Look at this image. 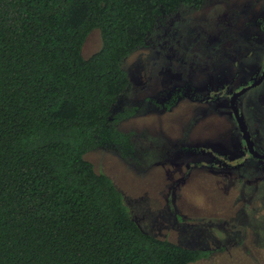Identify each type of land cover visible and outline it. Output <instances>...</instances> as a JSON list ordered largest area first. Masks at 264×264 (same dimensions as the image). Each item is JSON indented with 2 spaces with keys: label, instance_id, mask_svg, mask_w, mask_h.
I'll use <instances>...</instances> for the list:
<instances>
[{
  "label": "trees",
  "instance_id": "1",
  "mask_svg": "<svg viewBox=\"0 0 264 264\" xmlns=\"http://www.w3.org/2000/svg\"><path fill=\"white\" fill-rule=\"evenodd\" d=\"M184 2L203 0H0V264H192L209 254L144 232L85 158L138 108L115 109L131 87L123 60ZM93 28L102 45L83 58Z\"/></svg>",
  "mask_w": 264,
  "mask_h": 264
},
{
  "label": "rangeland",
  "instance_id": "2",
  "mask_svg": "<svg viewBox=\"0 0 264 264\" xmlns=\"http://www.w3.org/2000/svg\"><path fill=\"white\" fill-rule=\"evenodd\" d=\"M249 15L246 25L254 34L234 33L229 40V24ZM262 16L264 0H203L197 9L184 2L176 13L160 16L146 44L122 62L131 87L115 109L135 104V114L85 154L113 180L144 232L209 251L192 264H264V169L253 158L232 169L200 165L209 157L190 153L195 146L235 150L234 120L224 107L185 97L168 108V93L184 82H215L223 72L236 85L245 64L263 62L264 33L256 25ZM101 45L100 30L93 28L81 56ZM239 108L255 147L264 149V80L239 96Z\"/></svg>",
  "mask_w": 264,
  "mask_h": 264
},
{
  "label": "flooded vegetation",
  "instance_id": "3",
  "mask_svg": "<svg viewBox=\"0 0 264 264\" xmlns=\"http://www.w3.org/2000/svg\"><path fill=\"white\" fill-rule=\"evenodd\" d=\"M190 4V3H188ZM202 4V3H201ZM192 5V4H191ZM193 6V5H192ZM200 6V5H199ZM199 8V7H197ZM193 6V9H197ZM178 10V8H177ZM176 10V11H177ZM176 11L174 13H176ZM172 13V14H174ZM172 14H168L166 16H170ZM249 19L243 20L241 23H235L229 24V26H232L233 31H231V36L229 37V40L232 39V36L234 33L241 34L242 36H245L248 38L250 34L253 32V28H250L246 24H248V20L250 19V15L248 16ZM256 19V18H255ZM261 20V21H259ZM158 23V22H157ZM256 25H259L263 28L264 33V16L261 18H257ZM157 27V26H156ZM218 34L223 32L224 27H219ZM236 28L240 29V32L236 31ZM156 29V28H155ZM154 29V30H155ZM231 29V28H230ZM207 30V29H206ZM206 30L203 31V33H206ZM153 33V32H152ZM247 34V35H245ZM254 34V32L252 33ZM151 35V34H150ZM257 35V34H256ZM258 36V35H257ZM150 37V36H149ZM148 40V39H147ZM264 41V40H263ZM245 45V44H244ZM232 47V46H231ZM264 46H262V63H258L255 67H249L248 65L243 66L244 71V77L243 79H240L238 83L235 85V82H233V78L226 77V73L219 76L220 79H217L215 82H212L210 79H208L204 84L196 85L191 84L188 82H184L179 85L173 92H169V101L167 103V107H171L175 102H177L180 98L185 97L187 99H193L201 102H212L215 103V105H218L220 107H224L227 115L234 120V123L236 126L235 131L237 132V144L235 145L234 151H225V152H215L214 149L207 148L208 146L202 145L201 147H194L192 150H189L190 153H193L194 155H206L209 157V164L207 165L205 162L199 161L198 163L200 165H205L210 168H228L232 169L235 167H238L242 164L243 161L246 162V160L253 158L254 165L257 168H263L264 169V149H257L255 147L254 141L251 138V135L249 134L248 130L246 129L244 118L242 117V113L239 108V96L246 91L247 89L254 87L258 85L260 82L264 80V77L262 80L255 84L254 86H249L251 83L256 82L259 77L262 74L263 71V63H264ZM196 66H193L194 69H196ZM192 86V87H190ZM242 90V91H241ZM199 91V92H198ZM166 109V108H165ZM236 112V114H235ZM237 115V116H236ZM242 125L246 129L247 139H245L243 133H242ZM249 142V145L252 147L253 151L260 155V156H254L248 148L247 142ZM239 160V161H238ZM238 161V162H237ZM236 162V163H235ZM188 165V164H187Z\"/></svg>",
  "mask_w": 264,
  "mask_h": 264
},
{
  "label": "water",
  "instance_id": "4",
  "mask_svg": "<svg viewBox=\"0 0 264 264\" xmlns=\"http://www.w3.org/2000/svg\"><path fill=\"white\" fill-rule=\"evenodd\" d=\"M263 67H264V63H263ZM263 77H264V68H263L262 74H261V76L259 77V79H258L256 82L251 83L249 86H254L255 84L259 83V82L262 80ZM241 91H242V90H241ZM235 114H236V112H235ZM236 116H237V115H236ZM241 130H242V133H243L245 139H247L248 136H247V134H246V129L244 128L243 125H242ZM246 142H247V145H248L249 151H250L254 156H255V155H256V156H260V155L256 154V153L253 151L252 147L249 145V142H248V141H246Z\"/></svg>",
  "mask_w": 264,
  "mask_h": 264
}]
</instances>
